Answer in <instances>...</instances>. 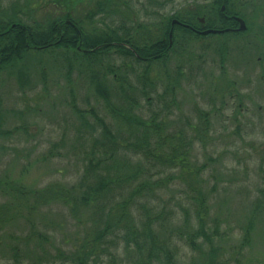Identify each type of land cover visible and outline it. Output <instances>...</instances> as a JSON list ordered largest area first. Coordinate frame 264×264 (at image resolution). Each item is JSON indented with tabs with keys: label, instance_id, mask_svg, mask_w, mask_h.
<instances>
[{
	"label": "rangeland",
	"instance_id": "obj_1",
	"mask_svg": "<svg viewBox=\"0 0 264 264\" xmlns=\"http://www.w3.org/2000/svg\"><path fill=\"white\" fill-rule=\"evenodd\" d=\"M98 1L0 0V5L10 9L18 3L7 15L38 24L72 10L90 28L87 18ZM126 1L118 16H95L93 26L146 22V13H158L157 5L167 0ZM210 1L173 0L161 13L202 10ZM248 4L241 11L246 32L191 38L182 56L172 55L167 65L153 63L148 75L153 86L138 81L141 68L127 70L128 94L139 101L137 115L164 119L170 139L162 142L176 151L173 163L133 157L144 163L139 181L160 183L137 199L133 215H143L147 204L173 264H264V0ZM47 54L29 52L23 63L0 73V131L9 133L0 135V264H78L94 226L91 209L72 204L90 158L86 153L100 131L88 111L124 133L121 145L134 140L117 126L88 69L77 62L68 76L66 65ZM171 85L174 94H165ZM144 89L155 99L152 106L141 97ZM113 96L120 109L119 93ZM73 105L85 112L89 125ZM49 188L71 195H45ZM201 227L207 239L199 234ZM125 246L121 238L109 237L88 264H143L135 246Z\"/></svg>",
	"mask_w": 264,
	"mask_h": 264
},
{
	"label": "trees",
	"instance_id": "obj_2",
	"mask_svg": "<svg viewBox=\"0 0 264 264\" xmlns=\"http://www.w3.org/2000/svg\"><path fill=\"white\" fill-rule=\"evenodd\" d=\"M170 1L173 2L167 0L157 5L160 6L158 13H146V22L136 23L129 20L131 23L129 26L121 22L117 27L105 29L93 26L94 17L108 15L110 12L118 16L120 8L127 6L126 0L98 1L95 6L96 11L91 13L92 15L89 14L90 19L87 18L90 28L85 27L84 21L67 14L50 19L46 24L25 22L18 16L15 18L7 15L12 8L20 4H12L10 9H2L0 5V73L23 63L32 51L49 52L47 55L53 61H61L66 65L68 76L75 68V63L80 62L85 69H88L89 80L91 85L95 86L99 97L107 104L110 113L117 117V126L119 124L126 128L125 133L127 132L134 139L121 145L118 138H124V133L118 131L115 133L112 127L93 110L88 111L94 118V125H97L100 131L98 137L93 138L91 148L86 153L90 158L84 167L82 182L77 188L79 193L75 195L76 199L74 202L72 200V204L86 210L91 209L94 226L90 239H86L81 247L84 251L83 256L78 259V264H88L90 257L96 255L94 249L109 237L124 240L126 250H130V245L133 244L136 248L135 253L140 255L139 258L144 259L143 264H173V252L168 247V243L156 234L154 226L157 222L151 218L147 204H144L140 210L143 215H133L137 199H144L145 191L152 193L160 185L159 182H152L149 179L139 181L138 178L145 175L144 163L141 159L134 163L133 157L143 156L146 161L155 165L160 163L159 161L173 163L176 159V151L162 142L170 139L165 134L164 119L154 114L148 120H144L137 115L140 108L139 101L128 94L132 83L129 81L127 70L135 72L137 68H141L142 75L138 81L146 86L148 83L152 85L148 75L151 70L153 71V63L167 65L172 55L182 56L191 38L195 41L200 39L183 27L175 26L173 45L170 47L168 32L175 19L181 23L191 24L193 20L189 19L190 16L201 17L209 14L208 16L218 17L222 25L213 27L215 23L209 21L206 29L226 31L233 29L234 26L224 20L220 0L213 3L210 11L204 8L202 10L184 8L171 16L161 13ZM225 6V15L235 14L236 0H226ZM71 13L73 14L72 11ZM240 35L225 33L224 36ZM118 61L121 64H118ZM108 79L111 82H108ZM175 88V85L166 87L165 94L173 95ZM114 93L120 95L116 96L122 103L120 109L113 106ZM142 93L141 97L152 106L155 99L148 96L145 89ZM169 97L172 98V104H175V96ZM156 98L159 101L162 97L156 96ZM73 108L84 125H89L84 116L85 112L75 105ZM4 134L9 133L0 131L1 136ZM49 194L59 198L71 195L65 190L54 191L52 188L46 189L45 195ZM203 203L202 201V208ZM199 234L207 239L203 227ZM195 243L192 241V247L198 250L199 246L197 248ZM96 257L98 258L99 255Z\"/></svg>",
	"mask_w": 264,
	"mask_h": 264
},
{
	"label": "flooded vegetation",
	"instance_id": "obj_3",
	"mask_svg": "<svg viewBox=\"0 0 264 264\" xmlns=\"http://www.w3.org/2000/svg\"><path fill=\"white\" fill-rule=\"evenodd\" d=\"M222 2V5H221V12H222V15L224 20L228 21L232 26H234L233 29H228L230 33L232 34H236V35H239V33H236V30L239 28L240 26V23L238 20H243L246 24V30H247V20L246 18H243V16L241 15V11H242V8L245 9L247 8V4L252 6V4H255L256 3V0H236V9H235V14L234 15H231V16H228V15H225V12H226V6H225V2L226 0H220ZM216 0H211L209 4L205 5L204 8L205 10L207 9L208 11H210L212 9V5L213 3H215ZM243 4L245 6H243ZM224 7V10H222V8ZM191 9V8H190ZM72 10H67V12H65L64 15H73L71 13ZM209 15V14H208ZM190 16L189 19L191 18L193 21L191 22V24L189 23H181L179 22L178 20H173L172 23H171V27H170V30L168 32V41H169V46L172 47L173 45V36H174V27L175 26H181L183 27L184 29L188 30L193 36H196L198 38H209L210 36H218V34H209V35H203L204 32L206 31H209V30H212V31H220V30H215V29H206V27L209 25L208 22L210 21L211 23H215L213 25V27H219L221 24V22L218 21V17L216 16ZM74 17V16H72ZM78 19V18H77ZM80 20V19H79Z\"/></svg>",
	"mask_w": 264,
	"mask_h": 264
},
{
	"label": "water",
	"instance_id": "obj_4",
	"mask_svg": "<svg viewBox=\"0 0 264 264\" xmlns=\"http://www.w3.org/2000/svg\"><path fill=\"white\" fill-rule=\"evenodd\" d=\"M222 10H224V7L222 8ZM240 23L239 28L236 30V33H242L246 31V24L243 20H238ZM228 31V30H227ZM226 31H206L203 33V35H209V34H224Z\"/></svg>",
	"mask_w": 264,
	"mask_h": 264
}]
</instances>
